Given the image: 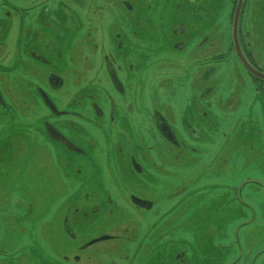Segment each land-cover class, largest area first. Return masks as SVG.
<instances>
[{"label": "rangeland", "instance_id": "rangeland-1", "mask_svg": "<svg viewBox=\"0 0 264 264\" xmlns=\"http://www.w3.org/2000/svg\"><path fill=\"white\" fill-rule=\"evenodd\" d=\"M189 1L134 0L139 14L144 12L146 4H154V8H150V31L146 37L153 52L144 50L148 53L149 68L144 73L146 84L138 91L139 97L146 96L142 99L145 104L141 105L165 114L183 143V147L173 153L159 139L150 119L145 120L143 114L134 115L148 123H144L143 131L134 129L132 133H140L134 138L149 152L143 159L152 177L147 175L142 183L151 198H155V207L139 213L125 197L130 191L128 179L108 177L105 190L114 204L91 220L74 224V238L65 235L63 215L68 208L79 205L81 195L75 192L77 188L72 180L62 181V169L57 171V162L40 141L41 136L23 134L14 149L20 160L16 172L0 165V264H129L125 254L130 256L131 264H141L143 260H153L146 258L152 253L156 254L154 259L159 264H172L169 260L173 261L172 257L179 252H185L183 264H230L226 258L231 254L229 249L264 250V186L261 193L244 194V198L253 203L261 222L256 221L257 226L254 223L240 232L236 224L242 219L240 211L236 208L222 211L219 205L223 203V195H218L219 191L211 195L212 189L208 196L207 190H201L205 185L226 180L236 184L241 178V181L260 179L264 184V82L258 85L252 81L234 50L232 28L238 0H193V16L184 12L185 7L191 6ZM3 2L18 8L24 15L31 7L32 13H36L40 0ZM119 9L124 8L120 5ZM130 20L122 16L118 27L123 28ZM24 22L22 20L21 24ZM176 24L186 25L185 32L175 36ZM69 26V31L73 32L65 38V44L80 38V29ZM62 33L57 28L55 34L52 33V41L57 42ZM14 35L15 27L5 34L12 45ZM239 40L264 73V0H245ZM177 43L183 46L181 50L176 49ZM64 70L71 73V65ZM57 96L60 103L63 92ZM245 119L248 122L241 126ZM193 131L200 139L193 136ZM223 131L231 138L234 136L230 147L233 155L241 154V158L244 155L247 159L254 153L261 155L259 175L245 174L240 166L234 174L219 175L225 155L229 153ZM10 133L7 131L5 137ZM219 154L221 161L211 165ZM154 162L160 167L153 168ZM216 164H220L217 169ZM7 170L10 175L6 174ZM249 182L252 181L245 183ZM202 191L204 197L194 196L203 194ZM172 207L175 208L170 210ZM216 209H221L218 215L212 213ZM70 217L71 222L73 214ZM114 231L118 233L117 240L83 247ZM234 241L237 247L232 248ZM263 259L256 263L264 264ZM254 262L247 257L239 264Z\"/></svg>", "mask_w": 264, "mask_h": 264}, {"label": "flooded vegetation", "instance_id": "flooded-vegetation-1", "mask_svg": "<svg viewBox=\"0 0 264 264\" xmlns=\"http://www.w3.org/2000/svg\"><path fill=\"white\" fill-rule=\"evenodd\" d=\"M192 2L189 1V8H184L189 16H193ZM37 4L36 13H32L31 7L26 10V13L31 14L23 15L18 8L5 5L0 0V165L12 168L15 173L20 160L14 149L22 140V135H40V141L48 147L57 162V171L62 169V181L72 180L77 188L75 192L81 195L79 205L68 208L63 215L64 233L74 238V224L81 220H91L104 208L114 204L105 190L108 177L115 180L124 176L128 179L130 191L125 197L139 213L150 211L156 205L155 198H151L150 191L142 183L147 175L149 178L152 175L146 169L143 159L149 156V152H145L144 145L138 144L134 138L140 133H132L134 129L143 131L145 128L143 118L137 119L135 114H143L145 120L152 121L150 124L155 126L159 139L173 153L183 147V143L179 141L168 117L159 109L151 111L148 106H142L146 96L139 97L138 93L146 84L144 73L149 68L148 53L144 50L153 52L146 37L150 31V8H154V4H146L142 14L136 11L134 0H40ZM120 5L124 9H119ZM122 16L131 19L130 23L123 24V28L118 27V19ZM27 17L30 19H25ZM22 20L25 21L23 24ZM69 25L80 29V38L65 44V38L73 32L69 31ZM12 27L16 28L13 45L9 37L5 36ZM57 28L63 33L57 42H53L52 33L55 34ZM185 28L187 26L184 24H176L173 34H182ZM239 41L249 62L261 71ZM177 44L176 49L181 50L183 46ZM12 47L13 51L10 52ZM62 48L65 49L64 53L60 51ZM70 65L71 73L64 70ZM240 65L245 69L242 63ZM250 77L258 85L261 82L252 75ZM62 92L64 96L59 103L57 95ZM247 122V119L241 121V126ZM7 131L12 133L5 137ZM222 134L229 146V153L225 149L226 158L219 175L234 174L238 166L245 174L259 175L261 163L258 161L261 155L254 153L250 159L244 155L241 158V154L233 155L230 147L234 143V136L231 138L224 131ZM193 136L201 137L194 131ZM221 159L220 154L216 155L211 165ZM156 164L153 163V168L160 167ZM219 165H215L216 169ZM6 174L10 175V171L7 170ZM254 179L241 181V178L236 184L226 180L225 183H210L201 188L207 190L208 196L212 189L211 195L216 191H219L218 195H223L222 204H226V207L219 205L222 211L227 208L240 211L242 219L236 223L239 232L261 222L253 203L247 197L244 198L248 191L261 193L264 184L260 179ZM203 191V194L197 193L194 196L199 199L204 197ZM220 210L216 209L212 213L218 215ZM71 214L73 223L70 222ZM101 238L105 239L99 240ZM118 238L115 231L105 233L83 247ZM235 247L236 241L232 248ZM245 250L237 252L229 249L231 254L226 258L230 264H239L240 260L244 261L247 257L254 259V264H257L258 259L264 258V250ZM184 253L179 252L169 262L183 264ZM124 258L131 264L129 255L125 254ZM146 258L153 260H143V264H159L154 259L155 253Z\"/></svg>", "mask_w": 264, "mask_h": 264}, {"label": "water", "instance_id": "water-1", "mask_svg": "<svg viewBox=\"0 0 264 264\" xmlns=\"http://www.w3.org/2000/svg\"><path fill=\"white\" fill-rule=\"evenodd\" d=\"M245 0H238L235 10H234V16H233V28H232V41L233 46L235 49V52L238 56V59L246 69V71L252 75L254 78L264 82V73L256 69L248 60L245 53L243 52L240 41H239V23H240V17L242 8L244 5ZM106 238V237H105ZM105 238H101L99 240H103Z\"/></svg>", "mask_w": 264, "mask_h": 264}]
</instances>
